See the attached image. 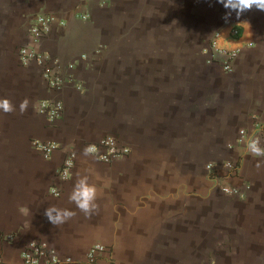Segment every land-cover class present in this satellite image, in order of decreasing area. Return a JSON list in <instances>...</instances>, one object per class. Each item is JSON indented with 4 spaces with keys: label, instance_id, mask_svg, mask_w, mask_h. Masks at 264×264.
Wrapping results in <instances>:
<instances>
[{
    "label": "crops",
    "instance_id": "1",
    "mask_svg": "<svg viewBox=\"0 0 264 264\" xmlns=\"http://www.w3.org/2000/svg\"><path fill=\"white\" fill-rule=\"evenodd\" d=\"M36 12L57 20L38 43L66 77L54 122L37 109L54 95L41 68L18 55ZM214 48L238 50L230 71ZM5 98L12 105L0 108L5 264L19 263L29 241L72 259L62 264L82 263L94 243L105 247L97 264H264V154L238 141L240 130L264 125V11L253 6L237 17L219 0H0ZM106 135L129 153L110 161L85 153ZM33 140L56 148L45 157ZM67 156L73 165L60 181ZM229 158L235 175H209L208 162ZM82 176L97 189L88 214L69 199ZM217 182L242 193L223 194ZM52 206L74 215L53 225L45 215Z\"/></svg>",
    "mask_w": 264,
    "mask_h": 264
},
{
    "label": "built area",
    "instance_id": "2",
    "mask_svg": "<svg viewBox=\"0 0 264 264\" xmlns=\"http://www.w3.org/2000/svg\"><path fill=\"white\" fill-rule=\"evenodd\" d=\"M56 22L57 20L53 14L48 12H36L28 24V33L31 37V41L30 43L21 45L18 49L21 64L27 65L29 63H36L41 68V76L46 87L54 94L52 97L41 99L37 106L38 112L44 115L48 122H54L62 111V100L56 97V94L62 89L66 77L58 61L48 53L42 52L38 48V43L49 33ZM214 50L227 57V61L223 62L222 67L223 70L230 71L232 69L231 60L236 57L238 50H228L224 48H214ZM71 66L72 64L67 65L68 68ZM77 86L79 88L80 84ZM242 140L246 141L248 144L253 141H258L259 146L264 149V125L256 123L251 130H240L238 141ZM32 145L40 150L45 157H49L51 152L56 148V144L49 141L33 140ZM88 148L93 149L91 153H94L98 159L102 161H110L118 157L126 156L129 153V147L121 144L119 140L112 135L102 137L97 143L90 144ZM72 165V157H65L57 170V177L60 181H65L69 178ZM205 167L209 175L216 179L222 176V172L227 176L235 175L237 161L229 158L221 160L220 163L208 162ZM217 185L222 193L226 195L234 196L242 193V187L238 185L227 183L220 184L218 182ZM51 191L55 195L59 194V190L55 187L52 188ZM104 251L105 247L103 244L94 243L87 249L82 263L76 262L74 264H97L98 256ZM71 261V258L60 259L56 252L44 242L29 241L21 252L20 262L17 264H62ZM0 264H5L1 252Z\"/></svg>",
    "mask_w": 264,
    "mask_h": 264
},
{
    "label": "clouds",
    "instance_id": "3",
    "mask_svg": "<svg viewBox=\"0 0 264 264\" xmlns=\"http://www.w3.org/2000/svg\"><path fill=\"white\" fill-rule=\"evenodd\" d=\"M226 9L235 10L237 17L243 13L245 10L255 6L257 9L264 11V0H219ZM231 13H226L225 20L227 21ZM26 106V101L21 104V109L23 110ZM0 108L4 111H11L12 105L8 99L0 100ZM249 149L252 153L256 155L264 154V149H262L258 141H253L249 144ZM93 151L91 148H86L85 153ZM97 189L94 184L89 183L87 176L80 177L73 191L71 192L69 199L75 202L76 206L88 214L92 209L96 208ZM45 215L48 220L53 224H61L68 218L74 215V212L69 209H60L55 206L48 207L45 209Z\"/></svg>",
    "mask_w": 264,
    "mask_h": 264
}]
</instances>
